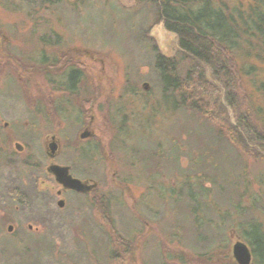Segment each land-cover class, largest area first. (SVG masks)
<instances>
[{
  "label": "rangeland",
  "instance_id": "rangeland-1",
  "mask_svg": "<svg viewBox=\"0 0 264 264\" xmlns=\"http://www.w3.org/2000/svg\"><path fill=\"white\" fill-rule=\"evenodd\" d=\"M217 2L226 9L249 5ZM154 10L148 0H0V264H159L165 255L173 264L236 263L232 246L244 242L236 229L209 224L195 230L187 199L165 211L156 182L153 188L148 183V172L173 184L175 176L176 183L182 175L193 176L188 158L200 140L210 141L209 126L200 127L180 110L167 115L157 104L151 48L173 56L177 37L153 23ZM60 54L69 65L47 69ZM233 63L237 101L228 107L231 118L237 111L248 117V111L254 121L264 120V61L238 51ZM78 66L84 76L74 93L59 88ZM84 147L91 158H80ZM175 147L178 162L171 153ZM261 153L262 158L239 156L227 146L225 162L246 168L248 191L259 190L260 200L248 203L240 188L249 204L245 214H260L264 221ZM28 157L39 169L20 164ZM54 164L79 179L82 190L59 183ZM13 185L26 189L28 199H13ZM94 195L108 206L116 231L135 237L129 252L110 239L114 234L91 203ZM218 202L227 207L225 196ZM111 247L125 253L109 259Z\"/></svg>",
  "mask_w": 264,
  "mask_h": 264
},
{
  "label": "trees",
  "instance_id": "trees-1",
  "mask_svg": "<svg viewBox=\"0 0 264 264\" xmlns=\"http://www.w3.org/2000/svg\"><path fill=\"white\" fill-rule=\"evenodd\" d=\"M61 1L53 0L52 3L58 4ZM148 1L155 8L153 23L161 22L167 31L177 37V52L173 56L161 54L155 45L151 48V66L158 76L157 104L160 108L164 107L167 115L180 110L188 118H195L200 127H210V141L200 140L197 152L188 158L190 165L195 167L193 176L182 175V181L177 183L175 176L173 184L170 181H159L160 173L148 172V178L153 179L148 183L153 188L156 182L158 187L155 195H159L161 201L165 202V211L176 210L187 199L190 203L188 212L195 230L209 224L210 228H234L250 249L253 264H264V221L260 214L254 216L251 213L250 217L245 214L249 204L246 205L242 200L243 193L239 192L243 187L248 203H256L260 200L259 190L249 193L250 184L246 179L245 167L240 168L238 164L228 167L225 162L227 146L234 148L239 156L262 158L261 152H264V120L254 121L248 111V117H243V113L237 111L233 119L228 109L237 101V94L232 91L236 86L234 75L237 72L233 63L234 54L239 51L264 61V0H249L244 10L236 6L223 8V4H218L217 0ZM65 58L62 54L58 55L54 59L53 68L62 65L64 69L69 65L70 62H63ZM251 66L244 68L245 71ZM75 67L68 71L64 85H59V88L69 92L76 90L84 71L79 66ZM209 71L211 76L207 73ZM261 88L264 90L263 82ZM177 148H172L171 153L174 154V161L178 162L180 156L176 154ZM79 155L80 158L89 159L92 152L85 148L80 150ZM20 164L33 169H39L40 166L31 157L25 158ZM154 176L158 181H154ZM206 183L209 185L205 186ZM8 193L19 202L29 197L26 189L15 185L9 187ZM220 195L225 196L227 207L219 205ZM91 203L100 210L101 219L114 234V239L111 236L110 239L116 246L123 247L126 252L127 248L129 252L134 246L135 237L126 239L116 231L102 197L94 195ZM124 251L116 247L109 248V259L122 257ZM182 255L177 259H183ZM64 260L68 262V259ZM170 260L173 258L165 255L159 264H173Z\"/></svg>",
  "mask_w": 264,
  "mask_h": 264
},
{
  "label": "water",
  "instance_id": "water-1",
  "mask_svg": "<svg viewBox=\"0 0 264 264\" xmlns=\"http://www.w3.org/2000/svg\"><path fill=\"white\" fill-rule=\"evenodd\" d=\"M87 135V132H84L81 134V137H85ZM16 148L19 150L20 145L18 143L15 144ZM51 152H54L56 148V144L52 142L50 145ZM51 171L56 177V180L59 183H64L66 186H68L71 189L75 190H82V185L79 179L73 178L70 176H67L65 169L57 164H54L51 166ZM11 227H9V230ZM232 255L236 261L237 264H250L251 260V252L248 246L241 241H237L232 246Z\"/></svg>",
  "mask_w": 264,
  "mask_h": 264
},
{
  "label": "flooded vegetation",
  "instance_id": "flooded-vegetation-1",
  "mask_svg": "<svg viewBox=\"0 0 264 264\" xmlns=\"http://www.w3.org/2000/svg\"><path fill=\"white\" fill-rule=\"evenodd\" d=\"M52 1H53V0H47V2H50L51 4H53ZM41 59H42V58H41ZM46 59H47V61L50 60L51 62H53V59H49V58H47V57H46ZM48 63H49V62H48ZM50 68H52V70H53V63L51 64V66L47 67V69H50ZM14 147H15V149H17V148H16V145H14Z\"/></svg>",
  "mask_w": 264,
  "mask_h": 264
}]
</instances>
